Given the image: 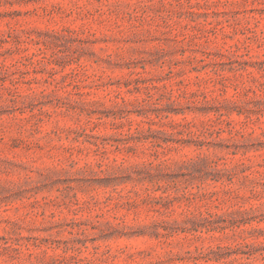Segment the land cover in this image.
Masks as SVG:
<instances>
[{
    "label": "rangeland",
    "instance_id": "1",
    "mask_svg": "<svg viewBox=\"0 0 264 264\" xmlns=\"http://www.w3.org/2000/svg\"><path fill=\"white\" fill-rule=\"evenodd\" d=\"M0 264H264V0H0Z\"/></svg>",
    "mask_w": 264,
    "mask_h": 264
}]
</instances>
